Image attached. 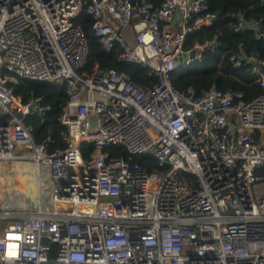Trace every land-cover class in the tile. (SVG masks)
Masks as SVG:
<instances>
[{
  "label": "built area",
  "instance_id": "2783aa9c",
  "mask_svg": "<svg viewBox=\"0 0 264 264\" xmlns=\"http://www.w3.org/2000/svg\"><path fill=\"white\" fill-rule=\"evenodd\" d=\"M83 8L100 46L156 84L84 70ZM207 10L206 0H0V163L26 161L36 187L29 211L10 196L0 205V264H264V59L230 57L252 66L261 92L249 100L170 79L207 49L184 51L187 33L213 21ZM235 17L234 32L264 43L260 20ZM22 79L64 86L63 147L34 141L26 119L50 107L33 93L23 103L8 86ZM112 147L130 156L103 152ZM141 155L158 170L132 160Z\"/></svg>",
  "mask_w": 264,
  "mask_h": 264
},
{
  "label": "trees",
  "instance_id": "16d2710c",
  "mask_svg": "<svg viewBox=\"0 0 264 264\" xmlns=\"http://www.w3.org/2000/svg\"><path fill=\"white\" fill-rule=\"evenodd\" d=\"M149 1L159 5L162 0ZM206 2L208 5L206 13L213 15L214 19L210 24L187 33L184 51L195 54L197 52L195 45L207 43L208 47L201 52L200 60L171 73L172 85L180 91L191 87L196 95H200L211 85L218 89L231 88L241 91L244 100H249L261 92L259 85L254 82V75L251 74L252 66L244 62L243 66L234 68L230 63V57L241 53L246 57L264 59V43L255 38L253 30L236 33L233 26L237 22L235 15L242 14L246 19L260 20L261 26L264 27V6L260 0H206ZM74 22L82 26L88 40L89 54L85 71H89L93 64H98L103 70L114 68L124 72L132 81L143 87H151L157 83L158 78L150 75L148 68L136 63L118 61L117 50L108 52L100 46L93 35L91 19L84 8ZM8 86L23 103L27 101L30 93H33L42 98L43 105L50 107L42 122L36 116H29L26 119V123L31 124L34 129V141L41 142L49 136L53 140L50 150L63 147L61 133L65 128L61 125L59 117L67 101L64 86L26 79L18 80L15 84L9 83ZM92 152L93 147L85 145L81 149V156L87 161ZM103 152L110 157L121 156L126 159L130 156L123 147L104 149ZM132 160L149 172L158 170L157 162L151 156H133Z\"/></svg>",
  "mask_w": 264,
  "mask_h": 264
},
{
  "label": "rangeland",
  "instance_id": "374dc122",
  "mask_svg": "<svg viewBox=\"0 0 264 264\" xmlns=\"http://www.w3.org/2000/svg\"><path fill=\"white\" fill-rule=\"evenodd\" d=\"M25 168H30L29 174L23 176V185L25 189L22 188L19 189L16 184L17 182L20 183L19 180H16L18 177L16 172L19 173V170H22ZM0 171H2L5 176L0 175V205L3 206L4 199L7 200V197L10 196L12 209L14 211L19 212H27L29 209L33 207V204L35 203V196H36V187H35V179H34V172L33 168L30 164H28L26 161H17V162H9V163H0ZM17 176V177H16ZM16 182V184H15ZM33 184L32 186H29V183ZM21 184V183H20ZM8 189V190H7ZM14 189H17L21 192L23 199H19L18 194H16V191ZM10 190V191H9ZM2 222H0V228L2 226ZM1 236V234H0Z\"/></svg>",
  "mask_w": 264,
  "mask_h": 264
},
{
  "label": "bare ground",
  "instance_id": "6f19581e",
  "mask_svg": "<svg viewBox=\"0 0 264 264\" xmlns=\"http://www.w3.org/2000/svg\"><path fill=\"white\" fill-rule=\"evenodd\" d=\"M26 170H24L23 168H22V170H19V173L18 172H16L17 174H15V175H17L16 177V180H19L20 181V183L19 182H17V184H16V182H15V184H16V186L19 188V189H21V185H22V188L23 189H25L24 188V185H23V180H24V177L23 176H25V175H27L26 174V172H25ZM0 175L3 177V176H5V174L2 172V171H0ZM25 178H26V176H25ZM33 184H31V182L29 183V186H32ZM33 187V186H32ZM15 191H16V194H18V197H19V199H23V197H22V194L19 192V190H17V189H14Z\"/></svg>",
  "mask_w": 264,
  "mask_h": 264
},
{
  "label": "crops",
  "instance_id": "0c3cea01",
  "mask_svg": "<svg viewBox=\"0 0 264 264\" xmlns=\"http://www.w3.org/2000/svg\"><path fill=\"white\" fill-rule=\"evenodd\" d=\"M24 170H26L25 172H26V174H29V170H30V168H25ZM25 188V187H24ZM20 192V191H19ZM21 193V192H20Z\"/></svg>",
  "mask_w": 264,
  "mask_h": 264
},
{
  "label": "water",
  "instance_id": "95a60500",
  "mask_svg": "<svg viewBox=\"0 0 264 264\" xmlns=\"http://www.w3.org/2000/svg\"><path fill=\"white\" fill-rule=\"evenodd\" d=\"M260 68L264 71V65L260 66Z\"/></svg>",
  "mask_w": 264,
  "mask_h": 264
}]
</instances>
